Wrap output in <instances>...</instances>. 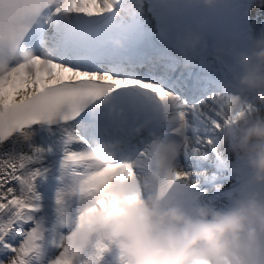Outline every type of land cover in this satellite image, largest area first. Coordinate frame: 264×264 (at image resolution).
I'll list each match as a JSON object with an SVG mask.
<instances>
[{"label": "snow or ice", "instance_id": "obj_1", "mask_svg": "<svg viewBox=\"0 0 264 264\" xmlns=\"http://www.w3.org/2000/svg\"><path fill=\"white\" fill-rule=\"evenodd\" d=\"M221 10L188 0H0V264H98L103 247L88 255L62 231L76 225L78 205L115 184H146L157 165L168 185L188 183L179 157L189 150L225 166L221 129L252 105L233 116L241 97L219 86L222 64L201 50L180 71L177 46L202 18L213 41L231 30ZM189 129L204 134L192 140ZM50 175L46 223L37 184Z\"/></svg>", "mask_w": 264, "mask_h": 264}, {"label": "clouds", "instance_id": "obj_2", "mask_svg": "<svg viewBox=\"0 0 264 264\" xmlns=\"http://www.w3.org/2000/svg\"><path fill=\"white\" fill-rule=\"evenodd\" d=\"M217 13L233 0H188ZM248 16V11L245 12ZM209 21L177 36L180 67L189 69L192 56L208 52L231 78L220 87L241 97L231 113L252 111L221 129L219 144L239 153L245 166L236 195L227 207L212 203L186 206L170 193L167 173L157 165L147 183L123 182L104 189L96 202L78 205L77 223L67 241L92 255L98 248L117 250V264H264V29L246 48H239L235 29L221 32L210 45ZM122 47V42H116ZM226 60L231 61L226 63ZM104 159L114 151L98 150ZM83 215V220L79 216Z\"/></svg>", "mask_w": 264, "mask_h": 264}, {"label": "bare ground", "instance_id": "obj_3", "mask_svg": "<svg viewBox=\"0 0 264 264\" xmlns=\"http://www.w3.org/2000/svg\"><path fill=\"white\" fill-rule=\"evenodd\" d=\"M255 9H259V12L264 14V6H262L261 4L258 3L256 5ZM261 115H264V110H262ZM194 134L196 136H198V135H202L204 133L202 131H197V130H193V129H189L186 132V135L192 140L195 139ZM45 136H46V134H38L36 137L37 143L45 142L43 139V137H45ZM222 150L225 151L226 158H228L229 156H231L233 154H236V152H233L228 147L227 144L222 147ZM185 153L187 154V156H190V157L196 156V155L192 154L190 150L186 151ZM195 164L197 166H200V164L198 162H195ZM237 165L239 166V164H237ZM202 171H206V170L202 169ZM199 172H201V171L198 169L195 172H191V173H193V174L195 173L194 176L199 177V175H197V173H199ZM48 182H50V181L49 180H46V181L40 180L39 183L37 184V191L42 195L44 203H45V210H44V212H43L44 214L42 216L46 217L45 218L46 223H52V222H54V212L52 211V213H50L51 207H52V203H51L52 196L50 194H52L55 191L57 184H56L55 180L53 183H48ZM47 189H48V191H51V189H52V191L48 193ZM62 231H64L65 234H67L68 229H62ZM109 250H116V249L111 248ZM104 253H103V257L101 258V260L98 264H117V262L110 261V259L112 260V257L109 255L108 251H105Z\"/></svg>", "mask_w": 264, "mask_h": 264}]
</instances>
